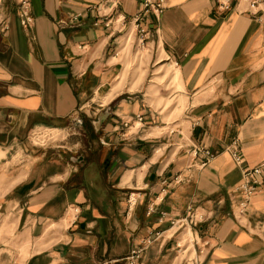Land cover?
Wrapping results in <instances>:
<instances>
[{
  "label": "crops",
  "instance_id": "1",
  "mask_svg": "<svg viewBox=\"0 0 264 264\" xmlns=\"http://www.w3.org/2000/svg\"><path fill=\"white\" fill-rule=\"evenodd\" d=\"M29 1L24 26L0 0V264H130L148 236L143 264H264V178L243 212L237 189L264 159V0Z\"/></svg>",
  "mask_w": 264,
  "mask_h": 264
},
{
  "label": "built area",
  "instance_id": "2",
  "mask_svg": "<svg viewBox=\"0 0 264 264\" xmlns=\"http://www.w3.org/2000/svg\"><path fill=\"white\" fill-rule=\"evenodd\" d=\"M249 2L250 7H254L256 0H247ZM20 2V9H19V16L20 21L24 26H29L34 21V16L31 13V4L29 0H19ZM144 2V11L142 14L136 16L137 22L142 19V16L149 11H154L156 14H160L165 7V0H143ZM220 3L223 7H226V2L224 0H220ZM145 35V34H144ZM145 37H141V42H144ZM140 119L142 118L141 115L138 116ZM193 151L197 154L199 151L203 152V154H206L207 158L202 162V164H205L210 158L213 157V152L211 149L199 146L195 147ZM234 157L236 160L240 163L241 162V156L239 153L234 152ZM264 178V159L253 165V166H243V182L237 187V189L240 190L242 196L241 200L238 206V210L240 212H243V206L246 204L247 200L258 190L261 188V183ZM137 195L135 192H130L128 196V204H127V214H131L135 208L136 202H137ZM184 218H177L173 221V224L179 223L180 226H182L185 221ZM192 219V218H190ZM152 241L151 236L146 237L142 244L136 246L131 251L130 255L126 257V260L130 264H143L141 261V257L145 251V248L148 244H150Z\"/></svg>",
  "mask_w": 264,
  "mask_h": 264
},
{
  "label": "rangeland",
  "instance_id": "3",
  "mask_svg": "<svg viewBox=\"0 0 264 264\" xmlns=\"http://www.w3.org/2000/svg\"><path fill=\"white\" fill-rule=\"evenodd\" d=\"M130 41L131 40L128 41V56L131 54V57H130L127 65L129 67H131L132 65L135 64L138 67L145 60L146 48L142 45L137 44V41H136L135 45H133V48H131L132 46H131ZM151 77H153L152 74H150L148 76V78H151ZM179 103H176V102L174 103V101H172V102L170 101L167 103L169 106V109L174 108V113H173L174 115H177L176 113L180 112ZM183 106H185L184 103H183ZM38 136H39L40 141H45L46 137H48V134H47V132H41L40 135L38 133Z\"/></svg>",
  "mask_w": 264,
  "mask_h": 264
},
{
  "label": "water",
  "instance_id": "4",
  "mask_svg": "<svg viewBox=\"0 0 264 264\" xmlns=\"http://www.w3.org/2000/svg\"><path fill=\"white\" fill-rule=\"evenodd\" d=\"M109 111H110L109 108H107L106 110L101 112V114L98 117L97 124H99L100 126L103 124Z\"/></svg>",
  "mask_w": 264,
  "mask_h": 264
}]
</instances>
